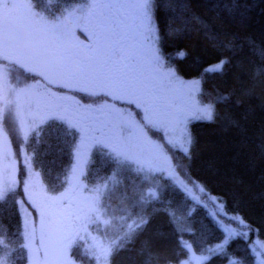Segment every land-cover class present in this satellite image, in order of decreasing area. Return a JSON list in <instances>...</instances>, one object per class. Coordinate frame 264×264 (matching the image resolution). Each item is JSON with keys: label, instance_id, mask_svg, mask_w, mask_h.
I'll list each match as a JSON object with an SVG mask.
<instances>
[{"label": "trees", "instance_id": "1", "mask_svg": "<svg viewBox=\"0 0 264 264\" xmlns=\"http://www.w3.org/2000/svg\"><path fill=\"white\" fill-rule=\"evenodd\" d=\"M29 1L34 11L53 18L87 3V0ZM167 3L178 12L171 13L164 10L159 1L153 2L159 11H164L158 13L162 15L154 22L162 38L158 43L162 70L174 69L183 81L199 80L196 97L201 106L215 103L219 95H228L229 99L216 103L214 123L195 118L188 121L187 130L193 138L190 161L180 150V141L176 140L179 144L172 145L158 131L152 130L148 134L159 143L172 165H181L176 171L187 183V191L171 175L159 169L145 180V174H138L134 165L118 166L109 151L101 149L99 155L104 158L93 159L92 168L88 170H95L98 177H105L101 183L110 182L112 206L124 207L121 198L125 192L132 197L134 185L139 186L141 192L151 187L159 196L144 207L149 217L144 231L133 244L116 253L111 264H181L202 256L211 257L202 260L203 264H258L253 247L264 244V84L256 88L252 97L243 95L241 90L249 86L252 68L264 63V0H244V13L240 17L218 9L229 6L223 0L219 6L208 0H168ZM177 13L180 16L177 17ZM181 52L185 53L182 58ZM221 60L226 61L222 73L205 75L209 66ZM8 61L0 58V64H9ZM17 70L19 72L13 76L21 80L24 71ZM100 101L94 100L96 104ZM129 108L139 116L135 107ZM226 117L238 120L242 128L230 126ZM40 131L29 140L31 144H38L34 152L30 151L31 145L26 147L27 158L30 156L29 169L25 165L19 169L18 183L14 185L16 191L0 203V240L4 242L0 245V259L5 264H29V253L22 247V210H18L16 203L23 200L26 205L20 187L22 179L27 173L41 177L49 190L47 196L67 188V178L65 175L59 177V170L67 159L66 152L69 155L72 151L71 142L77 139V134L56 122ZM55 140L64 145H51ZM70 157L71 154L68 160ZM87 173L92 179L90 171ZM35 181L39 188L40 181ZM95 186L84 184V193ZM199 187L205 192L201 193ZM212 198L222 201L228 213L243 217L252 226V232L219 248L224 233L214 222ZM105 203H109L107 198ZM126 203L131 205L132 199ZM140 211L139 207L132 208V218ZM170 211L175 213L174 218L168 215ZM125 229L126 224L118 220L108 227L90 225L87 231L81 232L83 238H77L68 248V255L74 264H102L105 261L97 259V250L115 240ZM211 249L218 251L212 253Z\"/></svg>", "mask_w": 264, "mask_h": 264}, {"label": "snow or ice", "instance_id": "2", "mask_svg": "<svg viewBox=\"0 0 264 264\" xmlns=\"http://www.w3.org/2000/svg\"><path fill=\"white\" fill-rule=\"evenodd\" d=\"M150 6L151 0H87L86 8L79 15L70 12L62 19L48 20L37 13L13 17L12 9L17 5L0 0V58L14 57L13 62L42 76L50 84L59 82V86L70 90L83 91L89 95L103 94L113 100L135 104L142 110L143 116L138 122L131 113L121 112L114 106L107 109L108 116L115 123L111 132L104 135L103 139L96 138L87 127L70 125L79 127L81 132V141L75 150L77 164L72 169L73 177L79 168L82 151L92 141L107 148L118 166L126 168L134 165L138 174H145V180L150 179L157 170L155 160L163 156L172 178L187 191V183L176 171L181 165L170 163L162 147L149 138L148 130L167 134L170 129L179 126L182 129L180 150L190 161L193 138L187 130V122L192 117L193 108L191 105H178L175 95L184 89L199 88L200 81L185 84L174 69L161 72L163 64L158 43L162 38L154 24ZM72 24L86 32L88 44L76 41L75 31L70 27ZM251 43L254 46L255 42ZM179 55L182 58L185 53L181 52ZM225 63L226 61L221 60L216 65L209 66L205 75L209 72L222 73ZM261 84H264V63L252 68L250 84L241 92L252 97ZM40 95L34 85L0 88V203L16 191V182L3 178L11 166L10 161L14 159L4 121L10 117L27 143L30 133L36 131L39 124L35 117L31 121L26 117L32 113V103ZM228 99V95H219L215 103L197 107L194 118L214 123L217 117L216 103ZM90 111V108L84 109L85 113ZM226 119L230 126L242 128L235 118ZM169 143L175 144V140H169ZM145 151L148 153L146 159L140 154ZM199 190L201 193L205 192L203 187H199ZM111 191L110 182L105 181L84 194L78 178L75 183L69 179L65 192L53 195L45 202L34 199L25 184L28 202L39 215L38 221L29 223L24 215L27 212L24 201H16L18 210H22L25 241L22 247L30 254L29 264H65L67 249L77 238H83L81 232L87 231L90 225L108 227L118 220L126 224V229L115 240L97 250V259L111 264V258L133 244L149 223L144 207L159 199L155 189L150 187L141 192L139 186L134 185L132 197L125 192L121 198V204L125 206L114 207L110 203ZM106 198L109 200L107 204ZM129 199H132L131 205L126 203ZM66 200L67 205L63 203ZM211 203L214 222L224 233V241L219 248L252 232V226L238 213H228L222 201L212 198ZM135 207H139L141 211L132 218L131 209ZM168 215L175 217V213L171 211ZM3 243L0 240V245ZM217 251L218 249L210 250L212 253ZM0 264H5V261L0 259Z\"/></svg>", "mask_w": 264, "mask_h": 264}, {"label": "rangeland", "instance_id": "3", "mask_svg": "<svg viewBox=\"0 0 264 264\" xmlns=\"http://www.w3.org/2000/svg\"><path fill=\"white\" fill-rule=\"evenodd\" d=\"M159 1L161 3V7L164 10L170 11L171 13H176L174 8H170L169 4L167 3L168 0H151V6L150 11L153 18V21L157 20L160 15L163 14V10H158L156 8V5H154L152 2ZM213 5L219 6L218 4L220 0H208ZM228 3V7L224 8H218L220 10H226L228 13H231V16H243L244 8H243V1L244 0H223ZM9 4H16L17 7L15 9H12V15L13 17H24L31 13H37L33 10V7L29 0H7ZM86 8V5L82 6H75L74 8L70 9L68 12H66L63 16L53 18L49 17L46 14L42 15L48 20H55V19H62L68 13H73L74 15H79L81 10H84ZM177 9V8H176ZM158 15V13H161ZM41 15L40 13H37ZM176 16H180L179 13L176 14ZM156 25V23H154ZM75 31V38L76 41L80 44H88L89 43V37L86 34L85 31L82 30L81 27H76L75 24L70 25ZM80 32V33H78ZM159 34V33H158ZM167 35V34H166ZM160 36V34H159ZM78 38V39H77ZM14 57L11 59H8L9 64H0V88L2 89H8V88H15V87H24L26 85H34L37 92L41 93V95L34 99L32 103V113L29 114L26 118L28 120H32L33 117L36 119V123L39 124V127L36 131H33L30 133L28 137L27 143L24 142L22 139L21 133L18 131L17 126H15L10 117H7L4 121L5 128L8 133V137L11 141V148L14 153V159L10 161V167L8 170L4 173V179L7 180H14L16 183L17 173L19 172V169H23V166L25 165L28 167V161L29 158L27 156L29 154H26V149L28 150L29 145H31L30 151L34 152L36 147L38 146L37 143L31 144L29 141L30 138L33 139L35 134L41 132L46 125H49L50 123L56 122L60 124L64 129H73L74 132L77 134V139H74L73 142H71L72 151L70 152L71 157L68 160L69 155H67L68 152H66L67 159L62 164L61 169L59 170V177L66 176L67 178V188H68V180L72 179L73 183L76 182V179L78 178L80 186L85 189L84 184L87 183L90 184H100L101 181L105 180V177H98L96 174L97 172L95 170H88L92 168V162L95 157L100 161L102 158H104L101 154V149L108 151L107 148H104L102 145L96 144L92 141H89V146L82 151V154L79 157V168L77 172L75 173V177H73L72 169L73 166L77 164V156H76V146L80 144L81 141V132L79 130V127H73L70 125H80L82 127H87L91 130V133L99 139H103V136L106 134H109L113 128V124L115 123L107 114V109H111L113 106L124 113H131L132 117L136 119L138 122L141 121V118L143 116V112L141 109L137 108L135 104H130L126 102H122L121 100H113L112 97L106 96L103 94H97V95H89L86 92L79 91V90H70L65 87L59 86V82L54 83H48V81L44 80L42 76L36 75L34 72L28 71L25 68L21 67L20 64H17L14 61ZM10 65V66H8ZM19 68L20 70L23 69L25 76L21 80L16 79L13 76V73H18L17 70ZM161 72H166L161 69ZM192 81L195 80H184L185 84H191ZM39 82V83H37ZM197 91L198 88H192L184 89L182 91H179L175 95L176 103L180 106H186L191 105L193 108V114L192 117H190L189 120L194 118L195 109L197 107H200L201 105L197 101ZM102 97V98H101ZM98 98V101L105 100L104 103L100 101V103H95L94 100ZM101 98V99H100ZM90 99V101H89ZM93 99V102L91 101ZM129 106H133L134 109L139 111V116H135L134 113L130 110ZM90 108L92 111L85 113L84 109ZM98 108H105V111H96ZM76 115V117H75ZM89 116L90 119H81V117H87ZM63 117V119H61ZM73 117V120L70 118ZM188 120V121H189ZM188 123V122H187ZM65 126V127H64ZM61 131L62 128H59ZM152 129L148 130L151 132ZM161 133V136L169 143V140H175V144L178 145L179 143L176 141H180L182 129L177 126L173 129H170L167 134L163 131H158ZM152 141L159 144L156 140L149 137ZM7 143V141H5ZM178 143V144H177ZM171 144V143H170ZM25 145V147H23ZM51 145H54L56 147L64 145L63 142H58L55 140L51 143ZM174 145V144H172ZM180 147V146H179ZM164 153V152H163ZM143 158L148 157L147 151L140 153ZM165 155V153H164ZM22 157H24V161L22 160ZM156 168L159 169L160 172H163L165 174L171 175L169 166L167 163H165L163 156L158 157L155 160ZM29 169V167H28ZM65 169V171H63ZM160 169H163L161 171ZM88 171H90L91 175H93L92 179H89L88 177ZM37 175V174H36ZM172 177V176H171ZM35 180H39L42 184L43 188L41 190V185L39 183V188L35 185ZM177 183L178 181L174 179ZM15 183V184H16ZM23 185L20 186L23 188V194L25 199V207L27 209V212L24 213V215L27 216V219L29 223H31L33 220L38 221L39 215L37 213V210L32 207V204L28 202V193L32 195V197L38 201H48V198L56 195L58 196L60 193L65 192L67 188L64 190H57V192L48 195L49 190L47 189V186H45V182L41 180V177L36 176L33 173H27L26 177L22 179ZM25 184L28 185V193L25 192ZM92 189V188H91ZM85 194V193H84ZM65 205L68 204V201L63 202ZM75 202H73L74 204ZM30 213V214H29ZM21 226L24 231L23 223L21 220ZM24 236H23V244H24ZM38 242V241H37ZM254 252L256 253V261L258 264H264V244H259V247H253ZM30 258V254H29ZM202 260H205V256L199 257V258H190V260L183 261L181 264H203L201 262ZM201 262V263H200ZM65 264H74V261L70 258L68 255V249L66 253V261ZM102 264H105V262H102Z\"/></svg>", "mask_w": 264, "mask_h": 264}, {"label": "flooded vegetation", "instance_id": "4", "mask_svg": "<svg viewBox=\"0 0 264 264\" xmlns=\"http://www.w3.org/2000/svg\"><path fill=\"white\" fill-rule=\"evenodd\" d=\"M70 118L73 120V117H70ZM87 118L90 119L89 116H87V117H81V119H83V120H85Z\"/></svg>", "mask_w": 264, "mask_h": 264}]
</instances>
